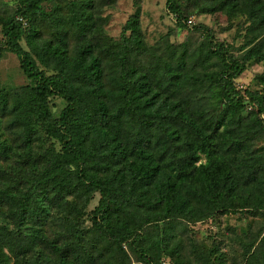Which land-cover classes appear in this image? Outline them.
Segmentation results:
<instances>
[{"label": "trees", "instance_id": "1", "mask_svg": "<svg viewBox=\"0 0 264 264\" xmlns=\"http://www.w3.org/2000/svg\"><path fill=\"white\" fill-rule=\"evenodd\" d=\"M15 1L13 14L0 22V60L5 53L19 59L21 70L33 83L28 90L33 104L28 109L17 101L8 110V97L0 93V117L11 114L12 123L22 126L23 147H29L39 131L61 147L48 152L44 165L25 156L24 164L15 161V168H0V263L9 258L7 253L21 264L19 259L38 252L40 264H129L131 260L161 264L162 256L174 252L168 250L167 234L156 238L149 234L152 223L187 220L194 206L205 215L226 212L243 197L242 210L264 211V153L251 150L264 140L260 118L264 94L245 92L246 98L234 86L246 63L264 59V0H197L209 13L230 6L248 18L253 38L245 43L243 54L235 58L204 29L203 47L207 57L220 62L219 72L209 76L204 69L200 74L182 72L185 54L174 64L170 58L144 59L136 77L132 66L120 64L119 92L111 93L115 96L111 102L106 99L110 92L103 81L102 61L89 40L95 33L91 25L86 30L91 2L82 8L83 21L72 4L71 23L80 27L81 42L69 56L68 30L63 26L42 45L36 42L37 31L27 33L23 26L24 20L31 22L42 13L45 0ZM168 3L180 21L177 0ZM125 30H130L137 54L146 52L136 17ZM24 38L30 52L21 46ZM124 57L129 58L130 52ZM190 59L193 65L203 64L198 57ZM37 62L54 63L55 73L46 75ZM257 80L264 89V75ZM212 86L222 105L216 109L207 95ZM52 96L65 101L55 118L48 109ZM11 150L8 140L0 139V157L5 162ZM202 156L205 162L199 163ZM95 193L99 200L85 231L79 206L86 207ZM151 197L161 214L148 211ZM52 211L62 227L59 235L48 237ZM244 252L250 264H264V234ZM115 257L116 263H111ZM223 263L214 252H203L195 259V264ZM171 264L188 263L176 259Z\"/></svg>", "mask_w": 264, "mask_h": 264}, {"label": "rangeland", "instance_id": "2", "mask_svg": "<svg viewBox=\"0 0 264 264\" xmlns=\"http://www.w3.org/2000/svg\"><path fill=\"white\" fill-rule=\"evenodd\" d=\"M89 2L91 3L88 12L91 18L87 16L86 30L91 25L95 34L89 39V33H87V39L93 44L94 55L102 61L103 81L107 83V92H110L106 98L109 102L115 97L111 93L119 92L116 81L122 76L120 64H125L126 67L132 66L135 70L134 77H136V74L141 73V61L144 59L155 62L157 58H170L174 64L177 58L185 54L186 60L181 67L182 72L188 75L200 74L204 69L209 76L211 72H219L221 64L216 58L207 57L206 48L203 47L206 42L204 29L210 30L214 42L222 44L235 58L243 54L246 48L245 43L253 38L251 22L243 13L237 11L239 8L232 9L228 6L221 11L209 13L197 0H177L180 6V11L177 13L181 16L180 21L177 20L178 15L171 11L168 0H45L42 13L39 12L35 20L31 22L24 20L23 26L27 33L30 29L37 31L36 42L39 45L52 40L55 30L63 26L68 30L65 36V50L69 56H73L81 39L77 36L80 27L77 23H71L72 4L80 12L79 18L83 21L82 8ZM15 6V0H0V22L13 14ZM132 17L138 19L147 50L141 54H137L138 51L130 42V30L123 31ZM2 42L0 26V45ZM21 46L25 51L30 52L26 38L21 41ZM127 52H130L129 58L124 57ZM190 57L193 59L198 57L203 64L193 65ZM122 59L125 61L121 62ZM38 66L46 75L55 73L52 62L48 66L38 63ZM152 74L153 72H149V76ZM261 75H264V59L246 63L245 71L234 80L235 90L244 97H246L245 92L264 94L263 86L257 80V77ZM32 84L21 70L19 59L11 53H5L0 60V93L8 97V110L17 101L21 103V106L27 104L28 109H32L33 103L28 92ZM217 94L218 91L213 86L207 94L214 109L222 106ZM64 108L65 101L61 98L57 96L49 98L48 109L54 118ZM32 111L35 112V108ZM260 118L264 119L262 115ZM12 119L11 114L0 117V139H7L12 148L10 151L12 155H7L9 159L7 162L0 157V168L5 170L15 168V161L24 164L23 161H27L25 156L38 159L37 161L44 165L48 152L60 150L59 142L40 131L34 136L29 147H23L19 137L23 128L20 125H14ZM263 147L264 140L254 143L251 150L255 151V154H262ZM204 162L205 158L202 156L199 163ZM36 165H38L37 162ZM244 199L237 201L226 212L216 211L205 215L200 213V206H194L193 213L189 216L192 217L191 219H170L168 222L152 223L147 227L149 234L154 238L157 234L159 236L167 234L170 240L168 250L174 252L173 256H162L161 264H171L176 259L195 264L196 257L203 252H214L221 256L223 264H250L246 260L244 251L264 234V211L256 213L250 207L242 210ZM98 200L99 195L95 193L92 194L86 207L79 206L81 212L79 222L82 221L81 225L85 231L92 224L90 212L97 206ZM150 202L148 211L154 212L155 215L161 214L153 197L150 198ZM60 223L58 214L50 212L46 236L52 237L55 233L59 235V229L62 227ZM7 256L9 258H4L0 264H20L13 255L7 253ZM40 258L41 255L38 252H33L19 261L22 260L21 264H40ZM116 261V257L110 260L111 263ZM129 264L141 263L131 260Z\"/></svg>", "mask_w": 264, "mask_h": 264}]
</instances>
